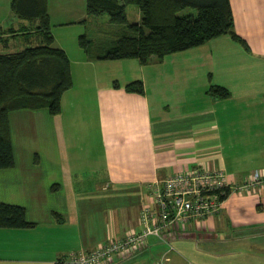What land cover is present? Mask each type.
I'll return each instance as SVG.
<instances>
[{
  "label": "crops",
  "instance_id": "0c3cea01",
  "mask_svg": "<svg viewBox=\"0 0 264 264\" xmlns=\"http://www.w3.org/2000/svg\"><path fill=\"white\" fill-rule=\"evenodd\" d=\"M12 1L0 5L2 53L41 41L40 20L19 16ZM230 3L243 40L224 33L142 63L82 45L83 23L101 18L87 0H48L52 45L67 53L72 84L59 113L9 112L15 164L0 168V201L23 205L34 226L0 228V264H66L139 231L143 205L155 204L148 184L197 169L225 172L221 210L171 229L170 245L150 235L112 264L164 255L172 264H264V0ZM138 81L142 91L128 89ZM256 172L262 182L244 187Z\"/></svg>",
  "mask_w": 264,
  "mask_h": 264
},
{
  "label": "trees",
  "instance_id": "16d2710c",
  "mask_svg": "<svg viewBox=\"0 0 264 264\" xmlns=\"http://www.w3.org/2000/svg\"><path fill=\"white\" fill-rule=\"evenodd\" d=\"M140 7V21L130 22L127 5ZM14 11L22 18L39 19L38 44L9 53L0 52V168L15 164L9 112L18 108L48 107L52 113L61 110V98L72 84L70 60L62 48L52 45L51 19L48 0H13ZM196 13L179 14L185 8ZM91 15L108 13L111 21L127 26L105 57L139 58L148 62L152 55L160 57L205 43L216 36L230 33L243 40L234 31L230 0H87ZM1 27H0V36ZM2 38V36L0 37ZM87 38L82 45L86 48ZM128 89L142 91L141 81L132 82ZM213 95L227 96L229 92L211 86ZM226 195L229 189L226 188ZM34 226L20 204L0 201V228H28Z\"/></svg>",
  "mask_w": 264,
  "mask_h": 264
},
{
  "label": "built area",
  "instance_id": "2783aa9c",
  "mask_svg": "<svg viewBox=\"0 0 264 264\" xmlns=\"http://www.w3.org/2000/svg\"><path fill=\"white\" fill-rule=\"evenodd\" d=\"M262 179V175L256 172L250 183L243 186L259 184ZM148 186L152 191L155 204L143 205L140 214L142 228L139 231L129 232L122 238L109 237L91 250L84 249L71 253L63 262L66 264H112L119 257L147 243L150 235L168 242L169 232L174 227L184 226L192 219L217 214L223 206L225 199H222V196L226 195V188L230 189L223 170L201 169L181 172L163 180L156 179ZM172 248L169 246V250ZM150 264L172 263L164 255Z\"/></svg>",
  "mask_w": 264,
  "mask_h": 264
},
{
  "label": "rangeland",
  "instance_id": "374dc122",
  "mask_svg": "<svg viewBox=\"0 0 264 264\" xmlns=\"http://www.w3.org/2000/svg\"><path fill=\"white\" fill-rule=\"evenodd\" d=\"M7 3V0H0L1 7H4ZM196 9L188 7L183 9L179 14L185 15L189 13H196ZM140 7L136 4L128 5V19L129 21L136 22L140 20ZM5 17V13H2ZM83 31L82 34H86L88 48L91 49L90 53L92 55L106 54V52L114 47L118 39L123 33H130L127 26L123 24L115 23L111 21L110 15L108 13L101 14V18L99 20L92 17L90 22L83 23ZM3 32V31H2ZM3 34V33H2ZM21 42L24 40H20ZM38 41H34L27 46L35 45ZM113 69H119V66L112 65ZM12 136V133H11Z\"/></svg>",
  "mask_w": 264,
  "mask_h": 264
}]
</instances>
